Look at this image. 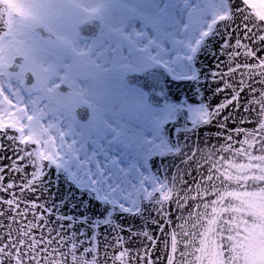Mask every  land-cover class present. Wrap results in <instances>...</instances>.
I'll return each instance as SVG.
<instances>
[{"label":"snow or ice","instance_id":"snow-or-ice-1","mask_svg":"<svg viewBox=\"0 0 264 264\" xmlns=\"http://www.w3.org/2000/svg\"><path fill=\"white\" fill-rule=\"evenodd\" d=\"M135 4L112 107L0 101V264H264V0Z\"/></svg>","mask_w":264,"mask_h":264},{"label":"flooded vegetation","instance_id":"flooded-vegetation-1","mask_svg":"<svg viewBox=\"0 0 264 264\" xmlns=\"http://www.w3.org/2000/svg\"><path fill=\"white\" fill-rule=\"evenodd\" d=\"M47 1V4H54L52 0ZM53 6L54 11L52 10L51 13L37 10V16L25 22L22 16L10 21V36L0 40V46L5 47L6 53L9 51L5 55H0V74L5 71L12 76L18 75L16 80L19 84L23 85L25 74L30 73L33 83L29 86L23 85L19 89L20 93L28 96L31 94L34 97L33 95L36 90H32L31 88L39 82L46 92L50 91L48 98L55 100L57 108L60 107L62 111L65 109L75 117L74 109L82 104L77 103V105L71 106L75 103L76 99L72 82L77 78L78 71L81 69L87 70L91 67L90 64L84 65V62L93 55H96V70L98 72L103 70L105 65L107 66L108 57H112V66L118 67L122 62V55L126 52L125 36L128 30L117 26L115 31L113 30V32L109 33L108 25L105 22L107 19L105 16L108 15L107 1L100 3V10L95 15H90L87 11L88 9H83V4H76V2L72 1L69 2L68 8L59 3ZM49 9L50 6L48 5V11ZM60 12L69 13L71 18L60 16ZM93 18L99 21L98 31L95 33V36L90 37V35L86 36L82 34L79 31V26L83 22L92 20ZM23 28L28 29L33 34L29 37L30 40L27 39L30 41V44H26L23 40V35L20 32ZM94 31L95 28H91L86 34H90V32L93 34ZM14 38L21 45L22 50L19 47L12 46L15 42ZM34 45L37 49L35 51L31 49ZM44 46H49L52 49L44 53L45 50H42ZM8 47L11 48V51H7ZM47 68L48 70H46ZM52 75H55V81L43 86L46 78H50ZM100 84H102V81H98V85ZM117 84L120 85V82H117ZM39 94L40 92L36 93L37 96ZM8 96L10 95L8 94ZM11 96H13L12 92ZM12 101L17 104L21 102L15 96L12 98ZM107 109L106 106L101 112ZM56 114L63 117V113L60 110L56 111ZM90 114L92 113L90 112Z\"/></svg>","mask_w":264,"mask_h":264},{"label":"rangeland","instance_id":"rangeland-1","mask_svg":"<svg viewBox=\"0 0 264 264\" xmlns=\"http://www.w3.org/2000/svg\"><path fill=\"white\" fill-rule=\"evenodd\" d=\"M10 1H12V4H14V6L21 14L24 22L32 17L37 16V10H44L51 13L52 10L54 11L53 5L59 3L62 4V6L65 5L64 7L68 8L69 2L71 1L76 2V4H83V9H88L87 11L90 15H95L100 10V3L107 1L108 15L105 16L107 18L105 22L108 25L109 33L113 32V30L115 31L117 26L124 27L126 30H128V32H130L133 24H138V21L134 20V9L136 7L135 0H52V2L54 3L53 5L51 3V5L47 4V0H38V2H36V0ZM48 5L50 6L49 11ZM60 16L71 18L70 14L67 12H60ZM25 29L23 28L20 32L23 35V40L25 41V43L30 44L29 37H31L33 34L28 29ZM127 34L128 33H126V35ZM14 35H16V33H14ZM14 41V43L12 42V46H16L21 49V45L17 43L18 41L16 39ZM10 49L11 48L8 47L7 51ZM31 49H33L34 51L37 50L35 45L32 46ZM49 49L52 48H50L49 46L42 47V50H45L44 53H47ZM5 53V47L0 46V55H5ZM87 64H90L91 67L87 70L81 69L80 71H78L77 78L74 82H72L74 85L76 99L75 103L71 106L73 107L77 105V103H82L89 107L92 114L94 112L99 114L104 107L107 106V108H110L113 106V102L116 99V94L120 86L119 84H117V82H120L119 73L117 71V67L112 66V57H108L107 66L105 65L103 70L99 72L96 70V55L89 57V59L84 62V65ZM46 70H48V68ZM0 77V101L7 102L8 100H12V98L15 96L21 100L20 103H22L23 105L28 106L29 108L35 105L36 107L47 112L50 117L57 116L56 111L58 110L63 113V117H73L69 111H66L65 109L64 111H62L60 107L57 108L55 106V100H51L48 98L50 91L46 92L45 89H43L42 84L40 85L39 82L35 86H33V88H31L32 90H36L33 95L34 97H32L31 94H29L28 96L19 92L20 88L18 87V81L16 80L18 78V75L12 76L4 71L1 73ZM55 79V75H52L50 78H46V82L43 84V86L49 85V82H54ZM98 81H102V84L98 85ZM11 92L13 96H11ZM37 92H40L38 96L36 95ZM7 93L10 96H8Z\"/></svg>","mask_w":264,"mask_h":264},{"label":"water","instance_id":"water-1","mask_svg":"<svg viewBox=\"0 0 264 264\" xmlns=\"http://www.w3.org/2000/svg\"><path fill=\"white\" fill-rule=\"evenodd\" d=\"M15 17L16 14L12 12L10 9L9 5L7 4L6 1L0 0V39L3 37L8 36L9 34V17ZM83 26V25H82ZM86 24H84V27ZM125 79L128 80L129 83H131V75L126 77ZM30 83V81H28ZM76 115L79 119H86L88 116V112L84 107H79L76 110Z\"/></svg>","mask_w":264,"mask_h":264}]
</instances>
